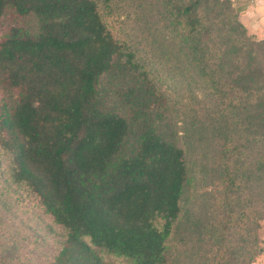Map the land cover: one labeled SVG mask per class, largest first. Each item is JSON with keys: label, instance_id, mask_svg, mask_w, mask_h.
<instances>
[{"label": "trees", "instance_id": "16d2710c", "mask_svg": "<svg viewBox=\"0 0 264 264\" xmlns=\"http://www.w3.org/2000/svg\"><path fill=\"white\" fill-rule=\"evenodd\" d=\"M240 13L232 0H0V178L62 229L49 264H170L179 229L192 264H254L264 133L237 139L264 128V39ZM206 176L201 221L184 205Z\"/></svg>", "mask_w": 264, "mask_h": 264}, {"label": "rangeland", "instance_id": "374dc122", "mask_svg": "<svg viewBox=\"0 0 264 264\" xmlns=\"http://www.w3.org/2000/svg\"><path fill=\"white\" fill-rule=\"evenodd\" d=\"M256 53L261 56L257 59L256 64L259 68L264 69V46L262 48L257 47ZM228 68L229 71L233 70V67ZM234 70L238 72V69ZM262 133H264L263 127L256 134L241 128L238 131L237 140L246 143L248 135L250 138H259ZM206 177V183L203 186L198 182L195 188H190V190L193 189L200 193L198 198L189 196L190 203L188 206L184 205L185 210L189 209L191 213H194L193 218L201 221H206L211 213V203L207 192L214 189L210 177ZM188 228L189 226L186 227V229ZM179 232L180 229L169 243L170 264H192L196 256L192 250V245L183 243L184 239L181 240L183 236L186 237L190 233L182 232L179 236ZM260 235L259 244L262 252L256 257L254 264L264 263L261 257L262 254L264 255V219L261 222ZM62 236V229L37 216L30 202L23 198L16 201L14 197H8L5 194L3 180L0 178V264H49L61 248ZM105 259L109 264H128L124 260L115 259L108 255H105Z\"/></svg>", "mask_w": 264, "mask_h": 264}, {"label": "crops", "instance_id": "0c3cea01", "mask_svg": "<svg viewBox=\"0 0 264 264\" xmlns=\"http://www.w3.org/2000/svg\"><path fill=\"white\" fill-rule=\"evenodd\" d=\"M241 10L240 20L258 39H264V0H232ZM264 261V255H261ZM264 264V263H262Z\"/></svg>", "mask_w": 264, "mask_h": 264}]
</instances>
